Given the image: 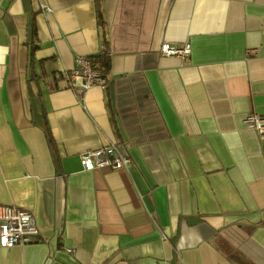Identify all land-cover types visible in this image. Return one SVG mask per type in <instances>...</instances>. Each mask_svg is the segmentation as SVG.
<instances>
[{
  "label": "crops",
  "instance_id": "0c3cea01",
  "mask_svg": "<svg viewBox=\"0 0 264 264\" xmlns=\"http://www.w3.org/2000/svg\"><path fill=\"white\" fill-rule=\"evenodd\" d=\"M102 45L107 85L78 96L65 74ZM249 113L264 115V0H0V204L40 229L0 264H264ZM109 141L129 169L84 170Z\"/></svg>",
  "mask_w": 264,
  "mask_h": 264
},
{
  "label": "built area",
  "instance_id": "2783aa9c",
  "mask_svg": "<svg viewBox=\"0 0 264 264\" xmlns=\"http://www.w3.org/2000/svg\"><path fill=\"white\" fill-rule=\"evenodd\" d=\"M45 11H50L47 6H42ZM191 46L188 41L180 44L162 42L158 52L162 56L178 57L182 61L188 59ZM108 53L102 45L100 52L94 55H76L74 67L66 72L68 86L73 88L78 96L89 87L99 86L105 88L107 76L104 73V66L97 58V55ZM243 124L264 137V115L258 113L246 114L242 119ZM84 170H92L100 167H108L114 170L129 169L131 159L126 150L116 141H109L106 144L93 149L84 150L79 154ZM40 229L35 217L28 209L14 204H0V246L11 247L15 245H26L37 242L40 237Z\"/></svg>",
  "mask_w": 264,
  "mask_h": 264
},
{
  "label": "trees",
  "instance_id": "16d2710c",
  "mask_svg": "<svg viewBox=\"0 0 264 264\" xmlns=\"http://www.w3.org/2000/svg\"><path fill=\"white\" fill-rule=\"evenodd\" d=\"M97 58L101 61V64L104 66V73L107 74V67H108V64H109L108 56H106L104 54H101V55H97ZM44 126H45L44 130H45L47 141L50 144V146L53 148L54 147V140L52 139V136H51V133H50V129H49L47 123H46V120L44 121Z\"/></svg>",
  "mask_w": 264,
  "mask_h": 264
}]
</instances>
